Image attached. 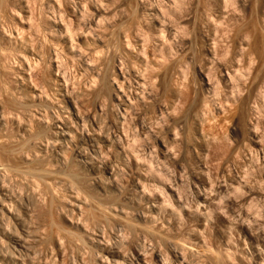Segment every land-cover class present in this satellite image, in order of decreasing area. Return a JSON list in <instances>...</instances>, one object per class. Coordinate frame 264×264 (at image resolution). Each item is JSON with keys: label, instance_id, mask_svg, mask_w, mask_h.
<instances>
[{"label": "rangeland", "instance_id": "rangeland-1", "mask_svg": "<svg viewBox=\"0 0 264 264\" xmlns=\"http://www.w3.org/2000/svg\"><path fill=\"white\" fill-rule=\"evenodd\" d=\"M25 1L0 8V264H264V18L253 1L180 0L177 13L173 0H47L69 8L56 19L50 9L45 26ZM77 3L90 15L102 4L108 21L86 33L92 17H74ZM59 14L94 73L69 59ZM167 21L185 33L160 35Z\"/></svg>", "mask_w": 264, "mask_h": 264}, {"label": "bare ground", "instance_id": "bare-ground-1", "mask_svg": "<svg viewBox=\"0 0 264 264\" xmlns=\"http://www.w3.org/2000/svg\"><path fill=\"white\" fill-rule=\"evenodd\" d=\"M10 1H11V5L13 6V3H14L13 1H14V0H10ZM21 1H22V0H21ZM24 1H25V0H24ZM26 1H28V2H27V4H28L27 7H28V8H26V9L30 10L31 13H33V11L35 10V9H33V6H32L34 3H35V4L37 3V4H38V7L40 6V7H39V8H40V13H41V15H43V16L45 17V19H43V18H44L43 16H42L43 18L41 17L42 19L40 18V21L42 20V22H43V21L45 22L46 19L48 18L46 15H47L48 12H50V11H49L50 9L52 10L51 12L53 13V14H52V17H53V15H54L55 13H57V11H58V12L60 11V10H59L60 8H63V9H64L63 6H66V5L69 3V2H68L67 4L64 3V4H66V5H62V7L59 5L60 8L58 9V8H56L54 5H58V2L60 3L61 0H59L57 3L55 2L56 4L53 3V4H54L53 6H51L52 3L49 4V1H51V0H49V1H47V0H26ZM26 1H25V2H26ZM55 1H57V0H55ZM62 1H63V0H62ZM67 1H69V0H66V2H67ZM71 1H72V0H71ZM81 1H82V0H81ZM85 1L88 2V0H84L83 2H85ZM92 1L94 2L95 0H92ZM92 1H90L89 3H92ZM99 1H100V0H99ZM165 1H166V0H165ZM178 1L180 2V0H177V1H174V0H173V1H171L172 6L175 7V6H174L175 4H177L178 6H180L181 3H178ZM181 1H182V0H181ZM185 1H186V0H185ZM187 1H188V0H187ZM226 1H228L227 3H229V0H226ZM232 1H233V0H232ZM232 1H231V2H232ZM251 1H253V4H255V6L253 5V7H256V11H258L257 14L261 15L262 18H264V0H251ZM25 2H24V3H25ZM47 2H48V3H47ZM53 2H54V0H53ZM64 2H65V0H64ZM77 2H79V0H78ZM86 2H85V3H86ZM101 2H102V1H101ZM167 2L169 3V5H171V4H170V1H167ZM172 2H174L175 4L172 3ZM249 2H250V1H249ZM8 3L10 4L9 0H0V8H3V7H4L6 4H8ZM15 3H16V2H15ZM22 3H23V2H22ZM22 3H19V4H20L19 6H21ZM29 3L31 4L32 8H30L31 6L29 7V5H30ZM61 3H62V2H61ZM89 3H88V4H89ZM98 3H99V2H98ZM161 3H162V2H161ZM190 3H191V2L189 1V4H190ZM225 3H226V2H225ZM234 3H236L237 6L239 5V6L242 8L243 11H245L246 8L248 7L247 5H249V4H247V3H248V0H234ZM9 4H8V5H9ZM71 4H72V3H71ZM73 4H75V3H73ZM77 4H78V3H77ZM82 4H83V3H82ZM82 4H81V3L78 4V6H77L78 8L76 7V8H77V11H75L76 8H75V9L73 8L76 4H75L74 6L72 5L73 7H70L71 9L73 8L74 11H75L74 13H72L73 11L71 10V11H72L71 13H72L73 15H74L76 12L79 13V18L81 17V19H82V15H84L83 18H85V15H88V14H89V13H88V14H84V13H87V12H89V11H87V7L85 6L86 4H85V5H82ZM96 4H97V2H96ZM102 4H104V3L102 2ZM102 4H101V5H102ZM105 4H106V3H105ZM158 4H160V3L158 2ZM164 4H165V2H164ZM164 4H163V5H164ZM166 4H167V3H166ZM186 4H187V3H185V5H186ZM250 4H251V3H250ZM23 5H25V4H23ZM23 5H22V7H23ZM91 5H92V4H91ZM93 5L95 6V4H93ZM101 5H96V8H95L96 10L94 9V10H95L94 13H93V14L91 13V15H93V16H91L90 14H89L88 16H86V18H87V17H88V18H89V17H90V18L92 17L91 21H89V22H90L89 24H87V23H88V22H87L88 19H86V18H85L86 20H85V19H84V20L87 22V23L85 22L87 25H85L84 23H82V22L80 21V23H82V24H81L82 27H80V28H84L85 32H86V30H88V29L91 30L92 27H97V26H99V24L101 25V24L105 21V20H104V17H105V14H107V13L103 14L104 11H103V13H102V12H100V10H98V6H101ZM106 5H107V4H106ZM150 5H151V4H150ZM152 5H154V4H152ZM155 5H156V4H155ZM155 5H154V8H155ZM167 5H168V4H167ZM177 5H176V6H177ZM183 5H184V4H183ZM12 6H10V7H12ZM16 6H17V4L15 5V7H16ZM36 6H37V5H36ZM59 6H58V7H59ZM84 6L86 7V11H85V7H84ZM104 6H105V5H104ZM111 6H112V5H111ZM144 6H145V5H144ZM157 6H158V5H157ZM161 6H162V5H161ZM161 6H160V7H161ZM165 6H166V5H165ZM172 6H171V7H172ZM178 6H177V7H178ZM190 6H191V5H190ZM190 6H189V7H190ZM5 7H6V6H5ZM10 7H8V8L6 7V8H7V9H10ZM13 7H14V6H13ZM13 7H12V9H13ZM17 7H18V6H17ZM17 7H16V10H17ZM24 7H25V6H24ZM34 7H35V6H34ZM91 7H92V6H91ZM142 7H143V6H142ZM150 7H151V6H150ZM152 7H153V6H152ZM162 7H163V6H162ZM171 7H170V8H171ZM173 7H172V8H173ZM177 7H175V9L173 8V10H175V12H177V11L180 12V8L183 7V6L178 7L179 10L176 11V8H177ZM29 8H30V9H29ZM67 8H69L68 5L66 6V9H67ZM101 8H102V7H101ZM104 8H105V7H104ZM145 8H146V6H145ZM145 8H144V9H145ZM172 8H171V10H172ZM184 8H185V7H184ZM186 8L188 9V7H186ZM186 8H185V9H186ZM4 9H5V8H4ZM20 9H21V8L18 7V10H20ZM31 9H33V10H31ZM63 9H62V10H63ZM148 9H150V8H147V10H148ZM161 9H163V8H161ZM16 10H14V11H15L16 13H19V11L17 12ZM21 10H23V8H22ZM21 10H20V11H21ZM24 10H25V9H24ZM38 10H39V9H38ZM56 10H57V11H56ZM62 10H61V12H62ZM89 10H90V9H89ZM147 10H146V11H147ZM150 10H152V8H151ZM155 10H156V9H155ZM164 10H167V9H164ZM164 10H163V12H164ZM171 10L168 9V11H170V13H171V12H174V11H171ZM189 10H191V9H189ZM1 11L3 12V10H1ZM1 11H0V12H1ZM8 11H9V10H8ZM10 11H11V10H10ZM10 11H9V12H10ZM25 11H26V10H25ZM35 11H37V10H35ZM35 11H34V14H36ZM63 11H64V10H63ZM83 11H84V13L82 14ZM153 11H154V9H153ZM185 11H186V10H185ZM2 12H1V13H2ZM12 12H13V11H12ZM23 12H24V11H23ZM26 12H27V11H26ZM26 12H24L25 15H26V16L24 15V17L29 16V14L27 15L28 12H27V13H26ZM51 12H50V13H51ZM61 12H60V13H61ZM148 12H149V10H148ZM157 12H159V13H161V14L159 15V14H157ZM175 12H174V16L176 15ZM187 12H188V11H187ZM3 13H5V12H3ZM24 13H23V14H24ZM29 13H30V12H29ZM37 13H38V12H37ZM40 13H39V14H40ZM64 13H66V11L63 12L62 15H63ZM68 13H69V12H67V15H68ZM101 13H102L103 15H102ZM151 13H152V11H151ZM153 13L155 14V12H153ZM170 13L168 12V13L165 14V15H168V17H169ZM177 13H178V12H177ZM7 14H8V13H7ZM12 14H14V12H13ZM48 14H49V13H48ZM2 15H4V14H2ZM2 15H0V16H2ZM5 15H6V13H5ZM10 15H11V14H10ZM20 15H21V14H20ZM20 15H19V17H20ZM32 15H33V14H32ZM36 15H37V14H36ZM41 15H40V16H41ZM56 15H57V14H56ZM152 15H153V14H151V16H152ZM158 15H159V16H162V12L159 11V10L156 11V14H155L154 16L156 17V16H158ZM165 15H163L162 17H159V16H158V17H159V19L164 17V21H165V18L168 19V17H165ZM172 15H173V14H172ZM179 15H180V14H179ZM179 15H176L177 18H178V21L180 20V19H179L180 17H178ZM188 15H189V14H188ZM194 15H195V14H194ZM15 16L17 17V15H15ZM58 16H59V17H58L57 20L60 22V19H59V18L62 17V16H60V14H59ZM65 16H66V15H64V17H65ZM69 16H71V15L69 14ZM69 16H68V17H69ZM76 16H77V14H75L74 17H76ZM102 16H104V17H102ZM147 16H148V15H147ZM149 16H150V13H149ZM154 16H153V17H154ZM10 17H11V16H10ZM34 17H35V16H34ZM52 17H51V18H52ZM54 17H55V15H54ZM56 17H57V16H56ZM56 17H55V19H56ZM64 17H62V20H61L60 24L65 20ZM77 17H78V16H77ZM107 17H108V15H107ZM107 17H105V19H106ZM172 17H173V16H172ZM192 17H193V16H192ZM192 17H191V18H192ZM2 18H4V17L2 16ZM11 18L13 19V16H12ZM21 18H23L22 15H21ZM28 18H29V19H27L28 21H31V19H34L33 17L31 18V15H30ZM35 18H36V17H35ZM63 18H64V19H63ZM66 18H67V17H66ZM90 18H89V19H90ZM108 18H109V17H108ZM170 18H171V17H170ZM195 18H196V17H195ZM14 19L16 20L15 17H14ZM17 19H20V18H17ZM24 19H25V21H26V18H24ZM49 19H50V18H48V20H49ZM55 19H54V18L52 19L53 22H54ZM68 19L71 21L70 17H69ZM110 19H111V18H110ZM154 19H155V18H154ZM159 19H158V20H159ZM175 19H176V18H175ZM175 19H174V20H175ZM181 19H182V18H181ZM189 19H190V18H189ZM15 20H14V21H15ZM52 20H51V21H52ZM69 20H67V21H69ZM78 20H80V19H78ZM84 20H83V22H84ZM150 20H151V19H150ZM172 20H173V18H172ZM187 20H188V19H187ZM18 21H19V20H18ZM21 21H22V20H21ZM21 21H20L19 23H22ZM28 21H27V22H28ZM34 21H35V23H37V22H36L37 20H34ZM34 21L29 22V23L35 24V23H33ZM38 21H39V20H38ZM51 21H49V23H48L49 25H51V24H50ZM70 21L67 23V25H66V23H65L66 20L63 22V23H65V24L62 23L63 25H60V24L58 25V24H56L57 22H56V23L54 22V26H53V24H52V26L55 27V28H54L55 30H56V28H57V31H55V33H56V32H57V33L60 32V34H62V32H63V30H64V31H66V36L63 37L64 34H63L61 37H59V34H58V36H56L57 34H54V35L56 36V39L59 37V38H61L60 40H62V39L64 40V44H63V45H64V48L67 47L68 50H67V49H65V50H67V53H68V51H69V55H70V57H71V58H69V59H72V58L75 59V60L78 59V60L80 61L81 64H82V62H84L83 64L86 66V69H90V70L92 71L91 73H94V72H95V71H94V68H95V67L92 68L94 65H92V64L89 65V64H88V61H87V62L84 61V60H86V58H88V57H86V58L84 57L85 59H83V54H84V52H82V51H84V49L81 50V49H82V48H81L80 51H79V49H77V48H76L77 50L74 49L75 47H77V46H74V44H75L74 42H73L74 44H71L72 47L70 46V43H71L70 41L73 40L72 38L70 39V35H71V34L73 33V31L76 29V28L74 29V27H73V23L70 22ZM107 21H108V19H107ZM107 21H105V22H107ZM152 21H155V20H152ZM161 21H163V19H160L158 23H160ZM170 21H171V20H170ZM183 21H184V19H183ZM42 22H41V24H42ZM44 22H43V23H44ZM53 22H52V23H53ZM101 22H102V23H101ZM111 22H112V20H111ZM111 22H110V23H111ZM156 22H157V21H156ZM167 22H168V21H167ZM171 22H172V21H171ZM23 23H24V20H23ZM29 23H26V24L28 25ZM46 23H47V22L44 23V26H45ZM69 23L72 24V29H74V30L72 31V33L70 32L71 24L69 25ZM151 23H152V22H151ZM151 23H150V24H151ZM163 23H164V22H163ZM163 23L157 25V26H159V29H158L157 31L160 32V35H161V33H163V34H165V35L172 36V35H173V31H174V32H177V31L179 32V31H180V30L178 29V25H179V24L177 25V29H176V25H174V26H175V28H174V26H173V27H172V26H171V27L169 26V22L167 23L168 25H166V23H164V24H163ZM172 23H173V22H172ZM175 23L177 24V22H175ZM175 23H174V24H175ZM32 24H31V26H32ZM39 24H40V23H39ZM83 24H84V25H83ZM153 24H154V22H153ZM20 25H22V24H20ZM23 25H25V23H24ZM23 25H22V26H23ZM29 25H30V24H29ZM29 25H28V27L30 28L31 26H29ZM49 25H48V27H49ZM64 25H65V27H64ZM104 25H105V24H104ZM171 25H172V24H171ZM17 26H18V25H17ZM22 26H21V28H22ZM36 26H38V24L33 25V27H34L35 29L37 28ZM42 26H43V24H42ZM52 26H50V27L52 28ZM68 26H69V27H68ZM23 27H24V26H23ZM28 27H26V28H28ZM46 27H47V25H46ZM46 27H44V28H46ZM48 27H47V28H48ZM100 27H101V26H100ZM103 27H104V26H103ZM103 27H102V28H103ZM107 27H108V26H107ZM151 27H152V29H153V28L156 27V26L154 25V27H153V26H151ZM180 27H181V26H179V28H180ZM16 28H17V27H16ZM29 28H28V29H29ZM47 28H46V29H47ZM80 28H79V29H80ZM87 28H88V29H87ZM97 28H98V27H97ZM157 28H158V27H157ZM172 28H174V30H173ZM183 28H184V27H183ZM30 29L32 30V28H30ZM30 29H29V31H30ZM38 29H39V26H38ZM38 29L35 30V31H38V32H39V30H40V32L42 31V32L44 33L43 29H39V30H38ZM48 29L50 30V28H48ZM155 29H156V28H155ZM175 29H176V30H175ZM180 29H181V28H180ZM185 29H186V28H185ZM20 30H21V29H20ZM22 30L24 31L25 29L23 28ZM22 30H21V31H22ZM26 30H27V29H26ZM33 30H34V29H33ZM18 31H19V30H18ZM21 31H20V34H22ZM23 31H22V32H23ZM29 31H28V33H29L28 35H32L33 33L29 32ZM81 31H83V29H82ZM92 31H94V29H93ZM92 31H91V32H92ZM153 31H154V30H153ZM157 31H156V32H157ZM184 31H186V30H184ZM10 32H11V31H10ZM24 32H25V31H24ZM24 32H23V33H24ZM40 32H39V33H40ZM52 32L54 33V30H53ZM79 32H80V31H79ZM85 32H84V33H85ZM89 32H90V31H89ZM181 32H182V31H180L179 34H180ZM7 33H8V32H6V34H7ZM30 33H31V34H30ZM45 33H46V31H45ZM45 33H44V35H45ZM47 33H48V30H47ZM47 33H46V34H47ZM49 33H50V32H49ZM53 33H51V34H53ZM70 33H71V34H70ZM74 33H76V32H74ZM74 33H73V34H74ZM77 33H78V32H77ZM81 33H82V32H80V35H81ZM86 33H87V32H86ZM183 33H185V32H183ZM183 33H181V34H183ZM20 34H19V35H20ZM41 34H42V33H41ZM51 34H50V35L48 34V37H50ZM91 34H93V33H90V34L88 33L87 35H88V36H89V35L91 36ZM156 34H157V33H156ZM179 34H178V35H179ZM181 34H180V35H181ZM23 35H24V34H23ZM23 35H22V36H23ZM26 35H27V32H26ZM28 35H27V36H28ZM34 35H35V34H34ZM34 35H32V37H33ZM77 35H78V34H77ZM77 35L74 34V36H77ZM174 35H175V36H173V37H175V38H173V40H175V39H176V36H177L176 34H174ZM1 36H5V37H6L7 35H1ZM1 36H0V37H1ZM10 36H11V35H10ZM22 36H21V37H22ZM55 36H54V37H55ZM72 36H73V35H72ZM72 36H71V37H72ZM88 36H87V37H88ZM96 36H98V35H96ZM153 36H154V35H153ZM7 37H8V36H7ZM28 37H29V36H28ZM54 37H53V35H52L51 38L55 40ZM78 37H79V36H78ZM78 37H77V38H78ZM83 37H86V35H84ZM156 37H157V36H155L154 39L158 40V38H159L160 36L158 35V38H156ZM162 37H163V36H161V38H162ZM164 37H165V36H164ZM177 37H179V36H177ZM3 38H4V37H2V39H3ZM9 38H10V37H9ZM9 38L7 39V41L10 40V39L13 40L12 38H10V39H9ZM25 38H26V37H25ZM51 38H50V39H51ZM74 38H76V37H74ZM80 38H81V36H80ZM91 38H92V37H91ZM97 38H98V37H97ZM170 38H171V37H170ZM179 38H180V37H179ZM5 39H6V38H5ZM26 39H27V38H26ZM31 39H32V38H31ZM42 39H43V38H42ZM3 40H4V39H3ZM34 40H35V39H34ZM57 40H58V39H57ZM63 40H62V41H63ZM93 40H94V39H93ZM99 40H100V39H99ZM162 40H164V38H162ZM169 40H170V39H169ZM171 40H172V39H171ZM171 40H170V41H171ZM173 40H172V41H173ZM0 41H1V39H0ZM5 41H6V40H5ZM5 41H3V42H5ZM7 41H6V42H7ZM24 41H25V40H24ZM44 41H46V40H44ZM48 41H49V40H48ZM62 41H61V42H62ZM73 41H74V40H73ZM75 41H76V40H75ZM96 41H97V40H96ZM159 41H160V38H159ZM166 41H167V39H166ZM172 41H171V42H172ZM177 41H178V40H177ZM8 42H9V41H8ZM51 42H53V41H51ZM55 42H56V41H55ZM100 42H101V41H100ZM171 42H170V43H171ZM175 42H176V40H175ZM44 43H45V42H44ZM44 43H43L42 45H46V44H44ZM53 43H54V42H53ZM77 43H78V42H77ZM129 43H130V42H129ZM129 43H128V44H129ZM162 43H164V42H162ZM170 43H169V44H170ZM10 44H11V41H10ZM55 44H57V43H55ZM58 44H60L59 41H58ZM130 44H131V43H130ZM169 44L167 43V45H169ZM42 45H41V46H42ZM49 45L51 46V44H49ZM63 45H61V46H63ZM77 45H78V44H77ZM162 45H163V44H162ZM33 46H34V45H33ZM53 46H54V45H53ZM57 46H58V45H57ZM59 46H60V45H59ZM61 46H60V47H61ZM73 46H74V47H73ZM79 46H81V45L79 44ZM79 46H78V47H79ZM156 46H157V45H156ZM164 46H165V44H164ZM37 47H38V45H37ZM51 47H52V46H51ZM70 47H71V48H70ZM81 47H82V46H81ZM133 47H134V45H133ZM159 47H160V46L158 45V48H159ZM35 48H36V47H35ZM56 48L58 49L59 47H55V49H56ZM143 48H144V47H143ZM33 49H34V48H33ZM44 49H45V48H43V50H44ZM101 49H102V48H101ZM101 49H100V51H101ZM43 50H42V51H43ZM46 50H47V49H46ZM62 50H63V49L60 50L61 53H62ZM85 50H86V49H85ZM156 50H157V48H156ZM21 51H22V50H21ZM29 51H30V50H29ZM42 51H40V52H42ZM44 51H45V50H44ZM53 51H54V47H53L52 52H53ZM57 51H59V50H57ZM157 51H158V50H157ZM19 52H20V50H19ZM26 52H27V51H26ZM55 52H56V51H54V54H55ZM60 52H59V53H60ZM86 52H87V51H86ZM86 52H85V53H86ZM95 52H96V51H95ZM158 52H159V51H158ZM160 52H162V51H160ZM33 53H36V54L38 55L37 51H35V52H33ZM46 53H47V52H46ZM59 53H58V54H59ZM97 53H98V52H97ZM100 53H101V52H100ZM22 54H26V53H25V52H24V53L22 52ZM28 54H29V53H28ZM31 54H32V53H31ZM31 54H30V55H31ZM40 54H41V53H40ZM49 54H50V53H49ZM91 54H92V53H91ZM33 55H34V54H33ZM37 55H35V56H37ZM51 55H53V54H50V56H51ZM56 55H57V54H56ZM84 55H85V54H84ZM89 55H90V54H89ZM162 55H163V54H162ZM43 56H45V55H43ZM57 56H58V57H57L58 60L60 61V59H59V56H60V55H57ZM67 56H68V55H67ZM85 56H86V55H85ZM90 56H91V55H90ZM25 57H26V56H25ZM25 57H24V58H25ZM28 57H30V56H28ZM37 57H40V56H37ZM52 57H54V56H52ZM52 57H51V58H52ZM45 58H46V57H44L43 59H45ZM60 58H61V57H60ZM62 58H63V57H62ZM65 58H66V57H65ZM22 59H23V58H22ZM27 59H28V58H27ZM34 59H35V58H34ZM40 59H41V60H39V61L42 62L43 59H42V58H40ZM73 59H72V60H73ZM23 60L28 61V60H26V59H23ZM35 60H36V59H35ZM58 60H57V61H58ZM75 60H73V61H75ZM88 60H89V59H88ZM90 60H91V59H90ZM45 61H46V60H45ZM45 61H44V63H45ZM48 61H49V60H48ZM55 61H56V60H55ZM57 61H56V62H57ZM61 61H62V60H61ZM61 61H60L59 63H61ZM70 61H71V60H70ZM81 61H82V62H81ZM23 62H24V61H23ZM41 62H39V63L41 64ZM49 62H50V61H49ZM56 62L53 61V63H56ZM90 62H91V61H90ZM120 62H121V61H120ZM120 62H119V63H120ZM25 63H26V62H25ZM25 63H24V64H25ZM27 63H28V62H27ZM30 63H32V62H30ZM62 63H63V62H62ZM62 63H61V65L64 64V63H63V64H62ZM72 63H74V62H72ZM80 63H78V64L80 65ZM119 63H118V65H119ZM21 64H22V63H21ZM21 64H20V65H21ZM24 64H23V65H24ZM28 64H29V63H28ZM28 64H26L27 67H29ZM32 64H33V63H32ZM37 64H38V62H37ZM45 64H46V63H45ZM20 65H19V66H20ZM49 65H50V64H49ZM51 65H52V64H51ZM121 65H122V64H121ZM35 66H37L36 63H35V65H34L33 67H35ZM38 66H39V65H38ZM52 66H53V67H52V68H53L52 70L56 69V70L58 71V73L60 74V72H59L60 70H58L59 66L57 65V63H56V65H52ZM57 66H58V67H57ZM95 66H96V65H95ZM122 66H124V65H122ZM61 67H63V66H61ZM83 67H84V66H83ZM124 67H125V66H124ZM22 68H24V67H22ZM50 68H51V66H50ZM84 68H85V67H84ZM29 69H30V68H29ZM35 69H36V68H35ZM59 69H60V68H59ZM62 69H63V68H62ZM82 69H83V68H82ZM121 69H122V67L120 68V70H121ZM83 70H84V69H83ZM123 70H125V69H123ZM28 71H29V70H28ZM88 71H89V70H88ZM93 71H94V72H93ZM97 71H98V70H97ZM236 71H237V70H236ZM17 72H18V71H17ZM17 72H16V73H17ZM34 72H35V71H34ZM63 72H65V71L63 70ZM122 72H123V71H122ZM228 72H229V71H228ZM233 72H234V71H233ZM18 73H20V72H18ZM21 73H22V72H21ZM32 73H33V72H32ZM39 73H40V72H39ZM87 73H89V72H87ZM123 73H125V72H123ZM61 74H62V73H61ZM89 74H90V73H89ZM96 74H97V73H96ZM37 75H38V74H37ZM37 75H36V76H37ZM54 75H55V74H54ZM90 75H92V74H90ZM128 75H129V74H128ZM226 75H228V74H226ZM20 76H21V75H20ZM36 76H35V78H37ZM56 76H57V75H56ZM60 76H61V75H60ZM66 76H67V75H66ZM92 76H94V74H93ZM123 76H125V75H123ZM123 76H122V77H123ZM129 76H130V75H129ZM129 76H128V77H129ZM228 76H229V75H228ZM32 77H33V76H32ZM58 77H59V76H58ZM62 77H64V76L62 75L61 78H62ZM115 77H116V76H115ZM120 77H121V76H120ZM42 78H43V77H42ZM92 78H93V77H92ZM19 79H20V77H19ZM21 79H23V78H21ZM64 79H65V78H64ZM64 79H62V80H64ZM113 79H114V78H113ZM123 79H124V78H123ZM23 80H25V79H23ZM31 80L33 81V79H31ZM40 80H42V79H40ZM66 80H67V79H66ZM92 80H94V79H92ZM95 80H96V79H95ZM116 80H117V79H116ZM124 80L127 81L126 77H125ZM129 80H130V78H129ZM228 80H229V77H228ZM60 81H61V80H60ZM96 81H97V80H96ZM98 81H99V80H98ZM114 81H115V79H114ZM130 81H131V80H130ZM207 81H210V80H207ZM223 81H224V80H223ZM230 81H231V78H230ZM37 82L40 83L41 81H40V82L37 81ZM62 82H63V81H62ZM65 82H66V81H65ZM67 82H69V80H68ZM93 82H94V81H93ZM116 82H117V81H116ZM124 82H125V81H124ZM124 82H122V83H124ZM210 82H211V81H210ZM210 82H209V83H210ZM218 82H219V81H218ZM224 82H225V81H224ZM33 83H34V82H33ZM38 83H37V84H38ZM91 83H92V82H91ZM209 83H205V85H206V86H209V85H210ZM226 83H227V82H226ZM232 83H233V82H231V85H232ZM22 84H23V83H22ZM35 84H36V83H35ZM40 84H41V83H40ZM60 84H61V83H60ZM64 84H66V83H64ZM92 84H93V83H92ZM97 84H98V83H97ZM118 84H119V83H118ZM120 84H121V83H120ZM128 84H130V83L128 82ZM218 84H219V83H218ZM234 84H235V83H233V85H234ZM140 85H141V84H140ZM140 85H139V86H140ZM203 85H204V84H203ZM212 85H213V84H212ZM229 85H230V84H229ZM263 85H264V84H263ZM60 86H61V85H60ZM66 86H67V84H66ZM68 86H69V85H68ZM117 86H119V85H117ZM121 86H122V84H121ZM121 86H119V87H121ZM124 86H125V85H124ZM141 86H143V85H141ZM260 86H261V85H260ZM64 87H65V86H64ZM225 87H226V86H225ZM227 87H228V86H227ZM229 87H231V86H229ZM235 87H236V86H235ZM235 87H233V88H235ZM69 88H70V87H69ZM138 88H142V87H138ZM205 88H206V87H205ZM231 88H232V87H231ZM61 89H62V88H61ZM66 89H67V88H66ZM213 89H214V88H213ZM213 89H212V90H213ZM259 89H260V88H259ZM68 90H69V89H68ZM119 90L121 91V90H123V89L121 88V89H119ZM207 90L209 91V89H207ZM210 90H211V89H210ZM232 90H233V89H232ZM234 90H235V89H234ZM34 91H35V90H34ZM62 91H63V90H62ZM263 91H264V90H263ZM68 92H69V91H68ZM68 92H67V93H68ZM122 92H123V91H122ZM209 92H212V91H209ZM214 92H215V91H214ZM67 93H66V94H67ZM212 93H213V92H212ZM66 94H65V95H66ZM125 94H126V93H125ZM215 94H216V93H215ZM232 94H233V93H232ZM62 96H64V95H62ZM214 96H215V95H214ZM263 96H264V95H263ZM263 96H262V97H263ZM64 97H65V96H64ZM124 97H125V96H124ZM260 97H261V96H260ZM127 98H129V97H127ZM254 98H255V97H254ZM70 99H72V98H70ZM134 99H135V98H134ZM128 100L130 101V98H129ZM68 101H69V100H68ZM70 101H71V100H70ZM71 103H72V102H71ZM73 103H74V102H73ZM255 103H256V102H255ZM130 104H131V102H130ZM74 105H75V103H74ZM0 106H1V105H0ZM75 106H76V105H75ZM75 106H74V107H75ZM121 106H122V105H121ZM117 107H119V106H117ZM76 110H77V109H76ZM118 110H119V109H118ZM2 111H3V110H1V108H0V121L3 120V119H2L3 116H2V118H1V115L4 114ZM125 112H126V110H125ZM125 112H124V113H125ZM1 113H3V114H1ZM119 113H120V112H119ZM121 117H122V115H121ZM124 117H125V116L123 115V118H124ZM1 119H2V120H1ZM4 119H5V118H4ZM125 119H126V118H124V120H125ZM80 120H81V119H79V121H80ZM3 121H4V120H3ZM3 121H2V123H3ZM81 121H82V120H81ZM121 122H122V121H121ZM0 123H1V122H0ZM81 124H84V122L81 123ZM58 125H59V124H58ZM58 125H57V126H58ZM62 126H63V125H62ZM59 128H61V127H59ZM66 128H67V127H66ZM61 129H62V128H61ZM62 130H63V129H62ZM83 130H84V129H83ZM84 131H85V130H84ZM116 131H117V130H116ZM60 132H61V131H60ZM62 132H63V131H62ZM67 132L69 133L70 131H67ZM82 133H83V132H82ZM252 133H253V132H252ZM58 134H59V133H58ZM61 134H62V133H61ZM63 134H64V133H63ZM71 134H72V132H71ZM250 134H251V133H250ZM256 134H257V133H256ZM59 135H60V134H59ZM65 135H68V134H65ZM81 135H82V134H81ZM68 136H69V135H68ZM251 136H252V135H251ZM255 136H256V135H255ZM63 137H64V136H63ZM81 137H82V136H81ZM69 138H70V136H69ZM249 138H250V137H249ZM260 139H261V138H260ZM65 140H66V139H65ZM70 140H71V139H70ZM92 140H93V139H92ZM90 141H91V140H90ZM254 141H255V140H254ZM254 141H253V142H254ZM260 141H261V140H260ZM118 142H119V141H118ZM256 142H258V141H256ZM119 143H120V142H119ZM79 156H80V155H79ZM83 156H84V155H83ZM263 159H264V158H263ZM0 181H1V180H0ZM2 182H3V181H2ZM0 184H1V183H0ZM3 184H4V183H3ZM1 186H2V185H1ZM1 186H0V187H1ZM3 188H5V187H3ZM0 189H2V188H0ZM5 189H6V188H5ZM6 190H7V189H6ZM7 192H8V190H7ZM0 195H2V194L0 193ZM3 196H4V195H3ZM12 197H13V196H12ZM4 198H5V197H4ZM6 198H7V197H6ZM7 199H9V198H7ZM10 199H12V198H10ZM13 199H14V198H13ZM15 199H16V198H15ZM2 201H3V200H2ZM11 201H12V200H11ZM13 201H14V200H13ZM202 201H203V199H202ZM205 201H206V200H205ZM179 202H180V201L178 200V203H179ZM7 203H8V202H7ZM2 205H3V203H2ZM6 205H7V204H6ZM200 205H201V204H200ZM205 205H206V204H205ZM202 206H204V205H202ZM203 208H204V207H203ZM0 209L4 211V207H3V209H2V208H0ZM197 209H198V208H197ZM3 211H0V212L3 213ZM7 212H9V211H7ZM4 215H5V214H4ZM2 222H3V219H2ZM1 224H2V223H1ZM2 227H3V226H2ZM3 229H4V228H3ZM4 230H5V229H4ZM258 252H259V251H257V249H256V250H255V253H256L257 255H258ZM161 259H162V258H161ZM162 261H163V259H162ZM162 264H163V263H162Z\"/></svg>", "mask_w": 264, "mask_h": 264}]
</instances>
